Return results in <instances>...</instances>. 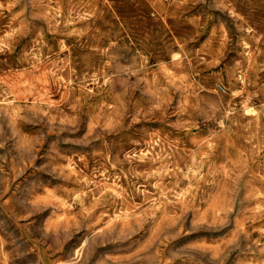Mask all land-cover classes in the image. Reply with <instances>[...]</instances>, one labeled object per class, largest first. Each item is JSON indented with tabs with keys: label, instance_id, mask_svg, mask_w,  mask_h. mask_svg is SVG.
I'll return each mask as SVG.
<instances>
[{
	"label": "rangeland",
	"instance_id": "obj_1",
	"mask_svg": "<svg viewBox=\"0 0 264 264\" xmlns=\"http://www.w3.org/2000/svg\"><path fill=\"white\" fill-rule=\"evenodd\" d=\"M64 263L264 264V0H0V264Z\"/></svg>",
	"mask_w": 264,
	"mask_h": 264
},
{
	"label": "bare ground",
	"instance_id": "obj_2",
	"mask_svg": "<svg viewBox=\"0 0 264 264\" xmlns=\"http://www.w3.org/2000/svg\"><path fill=\"white\" fill-rule=\"evenodd\" d=\"M45 8V7H44ZM68 158V157H67ZM69 160V159H68ZM72 160V159H71ZM73 163V162H72ZM68 164V163H67ZM66 164V165H67ZM69 165V164H68ZM70 166V165H69ZM75 168V167H74ZM61 169V168H60ZM69 169H71V168H69ZM59 171H61V170H59ZM71 171H73V170H71ZM81 176V175H80ZM91 180V179H90ZM89 181V180H88ZM92 182H94V181H92ZM93 185V184H92ZM115 185V184H114ZM81 186V185H80ZM83 186V185H82ZM5 189V188H4ZM111 189H112V187H111ZM114 190V189H113ZM116 190H118V189H116ZM99 191V190H98ZM124 191V190H123ZM121 192V191H120ZM117 193V192H116ZM123 193V192H122ZM123 195V194H122ZM101 198V197H100ZM106 198V197H105ZM112 199V198H111ZM124 199V198H123ZM159 199V198H158ZM158 201V200H157ZM156 202V201H155ZM109 204V203H108ZM158 204V203H157ZM104 205V204H103ZM124 206V205H123ZM152 207V206H151ZM154 207H155V205H154ZM103 213V212H102ZM102 215V214H101ZM122 218V217H121ZM112 222H114V221H112ZM122 222V221H121ZM120 222V223H121ZM124 222V221H123ZM108 224V223H107ZM113 224H115V223H113ZM111 225V224H110ZM121 225H122V223H121ZM125 225V224H124ZM123 225V226H124ZM115 226V225H114ZM104 227V226H103ZM107 227H108V225H107ZM118 227H120L119 225H118ZM101 228H102V226H101ZM109 228V227H108ZM116 229V228H115ZM121 229V228H120ZM123 229H124V227H123ZM122 229V230H123ZM79 246H81V245H79ZM78 247V246H77ZM81 260V259H80ZM79 261V260H78ZM76 262V261H75ZM64 264H66V263H64Z\"/></svg>",
	"mask_w": 264,
	"mask_h": 264
}]
</instances>
